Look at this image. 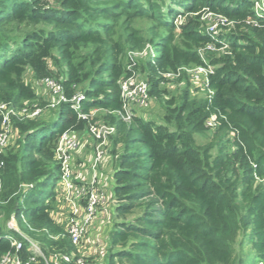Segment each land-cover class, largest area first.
<instances>
[{"label":"trees","instance_id":"16d2710c","mask_svg":"<svg viewBox=\"0 0 264 264\" xmlns=\"http://www.w3.org/2000/svg\"><path fill=\"white\" fill-rule=\"evenodd\" d=\"M203 10L243 22L247 30L215 39L202 30ZM262 15L253 0H0V105L43 107L26 79L31 74L34 81L62 77L69 98L83 91L85 112L119 111V82L133 72L128 52L147 46L159 52L155 64L142 60L137 68L150 77L151 106L163 108V121L146 112L129 123L102 117L116 126L110 152L119 154L113 175L118 204L104 264L264 262ZM180 16L186 20L178 25ZM143 20L148 27L135 25ZM208 45L225 48L218 57L208 54L215 67L212 94H172L159 72L203 65L198 50ZM56 116L53 125L13 120L17 140L0 158V259L11 250L4 237L13 216L48 255L76 252L53 217L62 175L55 150L60 135L82 132L87 122L69 104ZM211 117L214 128L206 126ZM210 131L216 140L199 146L196 136Z\"/></svg>","mask_w":264,"mask_h":264},{"label":"built area","instance_id":"2783aa9c","mask_svg":"<svg viewBox=\"0 0 264 264\" xmlns=\"http://www.w3.org/2000/svg\"><path fill=\"white\" fill-rule=\"evenodd\" d=\"M253 1L255 12L257 15L263 16L264 0ZM204 18L209 22L207 33L215 39L220 24L229 25L234 22L209 11L206 12ZM251 23L255 25V22H247V24ZM224 49H217L213 45H208L198 50L203 65L181 67L176 72H159V74L164 78V81L169 82L168 87L170 90L176 89V83L183 81L181 79L183 76H187L190 82H199L201 87L211 95L209 77L214 74L215 67L209 64L208 54L216 50L224 51ZM156 57V50L153 46H147L140 51L128 52L126 66L133 72L130 76L122 77L119 82L122 100V108L119 111L108 112L107 110L91 109L85 112L83 104L87 100L86 95L83 91L75 90L74 95L69 98L64 90V79L62 77L44 78L36 81L37 85L33 84L39 97L43 91L47 92L45 97L46 104L43 107L24 106L18 108L7 103L0 105V158L6 154L12 142L14 134L12 124L14 119L24 121L26 119L40 118L44 114L56 111L62 104H69L71 109L77 113L79 119L87 122V128L82 132L67 130L60 135L55 150V158L61 165L62 170L61 179L59 180L62 195L71 208L67 228L64 229L75 247L81 244L88 232V228L99 217L102 208L106 206L107 202L113 200L115 207L118 204L117 200L111 198V194L104 189V186L100 185L99 166L107 156L109 157L110 142L117 131L116 126L106 123L102 117L112 114L129 123L137 115H146L144 112L152 107L150 77L142 70H139L137 65L142 60L155 64ZM215 122V117H211L207 121L206 126L214 128L216 126ZM91 144H93L95 155L92 162L90 164L88 162L86 171L82 175L80 170H78L79 167L75 170L74 154L81 145H85V148H87ZM3 165L4 162L0 159V168ZM22 220L28 226L25 217L22 216ZM6 225L8 231L13 233L4 237L10 242L11 250L2 256L0 264H91L89 259L92 257L88 254L76 255V252L71 254L55 252L48 255L38 241L20 229L14 216ZM51 238L56 239L54 236H51ZM25 250L26 254L24 253ZM103 251L105 252V250Z\"/></svg>","mask_w":264,"mask_h":264},{"label":"rangeland","instance_id":"374dc122","mask_svg":"<svg viewBox=\"0 0 264 264\" xmlns=\"http://www.w3.org/2000/svg\"><path fill=\"white\" fill-rule=\"evenodd\" d=\"M206 12H207V10H203V12L201 13V19H200L201 20V23H202V30L205 33H207V28L209 27L208 20L206 18H204V15L206 14ZM185 20H186L185 17L180 16V17H178V19L176 21V24H178V25L183 24L185 22ZM135 25L136 26H141L143 28L149 26V24H147L144 20L141 21V22L136 23ZM237 30H240V31L247 30L246 24L243 23V22H233V24H229V25H227V24H220L219 25V28L217 29V32H216L217 35L216 36L217 37L220 36V35H228L229 36L230 34L234 33ZM180 32L181 31L178 29L177 30V33H176V39L177 40H179L181 38ZM177 43H179V42L177 41ZM222 53H223V51H217V50L213 52L214 57H218ZM157 55H159V52H157ZM53 70H54V73H55L56 76H60L61 75V73H60L61 72V68L60 69H57L55 67ZM26 79L30 83H32L34 85H37V82L33 80L31 74H28L27 77H26ZM181 79L183 81H180V82H177L176 83V86L177 87L175 89V93H172V94H174L176 96H179L184 90H188L190 97L198 98V99H201L202 97H206V95H207L208 92H207V90H205L204 88L201 87V85L199 84V82L198 83L192 82V81L190 82V79L187 76H183ZM46 96H47V92L43 91L40 94V97L39 96L38 97H39L40 100H42L46 104V99H45ZM146 113H147V115H149L150 117H152V119H154L156 122H162L165 112H164L163 108H161V106L158 105L157 102H154L152 109H149L148 111H146ZM56 117H57L56 116V111H51L48 114H44L42 117H40V119H42L44 121H49L50 124L53 125L58 120ZM208 134H209V136H202V135L196 136V142H197V144L199 146H206V145L211 144L213 141L216 140V137H214L215 136V132L214 131H210ZM229 138H231V137L229 136L227 139H229ZM16 140H17V134H13V136H12V142H11L10 146L14 145L15 142H16ZM110 146H111V142H110ZM77 152L74 154V158H75V162H74L75 170H77V168L80 167L78 165V163L81 160V158L77 155ZM87 153L90 155V157L87 156V160H88V162L90 164L92 162V160H93L94 155H95V150H94L93 144L89 145V147L87 148L85 154H87ZM118 155L119 154H116V155L113 154V157H112V149H111V152L109 154V157L107 156V158L100 164V166H99L100 167L99 177H100V180H101V184L99 182L100 185H103L104 186L103 181H102V178H103V174L105 172L106 161L108 159L110 160L112 158L113 159V162H114V167H115V164H117ZM112 175H114V174H112ZM58 187L60 188V193L61 194L59 193ZM56 192H57V195H58V199H56V203L54 204L53 217L55 218V220H57V222L63 228L66 229L67 228L68 219L70 217V209H71L70 208V204L65 201L64 196L62 195L63 193L61 192L60 183L57 186ZM107 204H108V206L109 205H113L112 201H110V200L107 202ZM25 220L27 221L26 218H25ZM103 221L104 220H101L100 223H102ZM0 222H1L0 225L2 227L3 226V224H2L3 223V219ZM4 225H5V223H4ZM3 228H5V226ZM110 231L111 230H109L108 232H104L103 237L105 238V240H107ZM7 234L12 235L13 233L10 232V231H8ZM85 237H86V235H85ZM84 242H87V241L83 239L82 242H81V244L78 247H76V255L90 254V253H88L89 251H86L85 250L86 247L84 245ZM102 246L105 247L104 250H107L108 249V245L106 243H103ZM246 251H248V248H247ZM102 259L103 260H101L100 263L104 264L105 263V259H106V255L105 256H102ZM96 263H97L96 261L91 260V264H96ZM259 264H264V262L259 263Z\"/></svg>","mask_w":264,"mask_h":264},{"label":"crops","instance_id":"0c3cea01","mask_svg":"<svg viewBox=\"0 0 264 264\" xmlns=\"http://www.w3.org/2000/svg\"><path fill=\"white\" fill-rule=\"evenodd\" d=\"M89 147V146H88ZM87 147V148H88ZM87 148H85V145L80 146V150L78 149L77 155L81 158L78 165L80 166L78 170H80V173L84 175L86 171V166H88V160L87 156L90 157V155L87 153L85 154ZM114 162L113 159H108L106 161L105 165V172L103 174V184L104 189L107 190L111 194V198H113V187H114V181H113V175L114 174ZM109 176V177H108ZM106 185V186H105ZM59 193H60V188ZM62 192V190H61ZM61 194V193H60ZM58 199V195L56 197ZM113 205L108 204L105 206V208H102L101 213L99 217L94 221V223L88 228V232L86 234V237L84 240L87 242H84V245L86 247V251H89L88 255H90L95 261L99 262L102 260V256L105 255L104 246H102L103 243L107 244V240L103 237L104 232H108L113 227V221H114V211L115 206L113 200H111ZM101 220H104L102 223ZM57 221V220H56ZM100 223V224H99ZM99 246V247H98ZM102 246V247H101Z\"/></svg>","mask_w":264,"mask_h":264}]
</instances>
